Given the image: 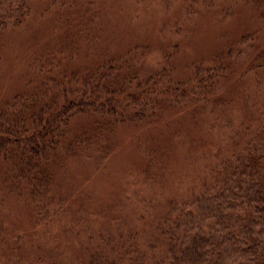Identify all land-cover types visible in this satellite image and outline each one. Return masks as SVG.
<instances>
[{"label":"trees","instance_id":"1","mask_svg":"<svg viewBox=\"0 0 264 264\" xmlns=\"http://www.w3.org/2000/svg\"><path fill=\"white\" fill-rule=\"evenodd\" d=\"M158 1L166 6L180 2L189 12L236 0ZM29 13V0H0V30L20 26ZM74 27L85 41L92 40L89 27ZM251 39L242 36L236 49L216 57V65H195L187 80L175 79L166 67H145L147 49L138 46L114 55L102 51L83 68L62 67L61 51L53 59L34 61L24 75L26 88L0 101V194L19 198L42 225L63 199L57 179L66 161L106 160L116 147L119 128L148 129L146 133L164 128L166 133L159 136L167 144L173 142L171 150L177 145L179 115L190 116L207 106L210 112L225 107L220 96L228 90L226 76L241 59L239 47ZM176 51L175 47L171 53ZM252 69L257 73L264 65ZM250 117L242 114L224 149L209 153L212 162L193 178L192 192L170 201L145 252L136 234L125 242L118 229H103L96 238V230H87L80 264H264V110ZM157 153H146L145 170L153 173V185H163L170 153L161 152L159 160ZM93 240L95 247L90 249Z\"/></svg>","mask_w":264,"mask_h":264},{"label":"rangeland","instance_id":"2","mask_svg":"<svg viewBox=\"0 0 264 264\" xmlns=\"http://www.w3.org/2000/svg\"><path fill=\"white\" fill-rule=\"evenodd\" d=\"M29 4L30 13L20 26L0 30L2 102L25 87L24 75L34 61L53 59L60 51L62 67L83 68L91 66L102 51L114 55L129 47H143L147 49L142 60L145 67H166L175 79L187 80L195 65H216L219 54L236 49L242 36H252L239 47L241 59L226 76L228 90L220 96L225 107L210 112L207 106L190 116L179 115L175 123L179 131L171 127L178 135L171 150L168 146L173 142L167 144L159 136L166 133L164 128L155 133L119 128L116 147L106 160L66 161L57 179V193L63 199L50 209L42 225L19 198L0 194V264H80L87 230H96V238L103 229H118L125 242L128 235L136 234L138 247L145 252L170 201L192 192L194 177L208 169L209 153L224 149L242 114L258 117L264 110V70H249L264 65V1L236 0L201 10L193 7L189 12L180 2L166 6L158 0H79L76 4L29 0ZM76 23L93 30L92 40L77 35ZM154 151L159 152L158 160L161 152L170 153L163 185H153L151 171L145 170L146 153Z\"/></svg>","mask_w":264,"mask_h":264}]
</instances>
